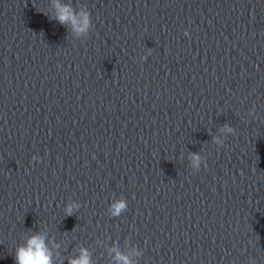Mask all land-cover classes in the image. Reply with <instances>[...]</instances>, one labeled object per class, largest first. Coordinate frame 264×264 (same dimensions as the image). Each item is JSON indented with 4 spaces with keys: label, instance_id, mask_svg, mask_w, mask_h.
Wrapping results in <instances>:
<instances>
[{
    "label": "clouds",
    "instance_id": "obj_1",
    "mask_svg": "<svg viewBox=\"0 0 264 264\" xmlns=\"http://www.w3.org/2000/svg\"><path fill=\"white\" fill-rule=\"evenodd\" d=\"M56 19L62 25H70L71 30L77 36L86 35L91 26L90 15L88 11L81 10L76 13L70 5H63L56 0L55 2ZM187 35V32H185ZM222 131L232 133L233 128L227 124L222 126ZM215 143L223 146L224 141L219 138H214ZM33 159H37L33 157ZM201 165V157L197 153L191 155V166L195 169H199ZM78 204L70 203L65 208V215L72 216L74 214V208H78ZM128 208V202L126 199L120 198L114 200L110 205L111 215L114 217L120 216ZM46 236L43 233H34L31 235L25 244L17 246L15 250V264H53L52 252L46 244ZM115 253V261L117 264H132L130 258L121 253L118 248H113ZM139 255V253H135ZM70 264H92L90 254L87 249L81 248L80 255L70 260Z\"/></svg>",
    "mask_w": 264,
    "mask_h": 264
}]
</instances>
